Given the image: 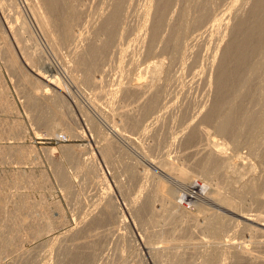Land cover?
<instances>
[{
    "label": "bare ground",
    "instance_id": "bare-ground-1",
    "mask_svg": "<svg viewBox=\"0 0 264 264\" xmlns=\"http://www.w3.org/2000/svg\"><path fill=\"white\" fill-rule=\"evenodd\" d=\"M137 1L24 0L19 8L20 2L0 0V52L5 66L22 82L20 93L26 106L34 110L40 108L36 116L38 122L49 130H54L60 124L68 125L65 114L69 112L62 111L60 106L68 107L66 97L79 107L78 102L71 98L70 89L82 85L100 90L96 92L93 89L96 97L107 95L105 102L110 104H106V109L95 101L91 103V111L107 123V132L90 115L91 112L79 108L77 117V122L80 120L88 125L94 144L93 152L81 159L83 171L92 186L104 189V195L100 194V200L93 202L99 204H96L97 208H91L93 212L87 209L88 214L93 213L84 215L89 219L80 220L82 223L77 229L74 227L75 230L70 233H60L61 237L58 235L55 240L60 245L62 238L75 234L79 241L70 240L71 244L67 245L68 241L63 239L67 244L60 248L70 256H82L67 263L93 264L92 260L99 250L96 248L108 236L123 238L125 228H129L128 220L116 201L114 203L115 199H112L114 193L106 183L108 181L95 159V153L107 157L105 160L112 159L109 155L114 148L118 149L116 151L121 149L117 143L121 141L135 145L144 155L151 147L138 143L139 138H152L160 129L163 132L168 129L170 137H166L167 144H162L167 148L160 151L164 153L158 158L149 155L154 159L145 157V164L150 167L148 169L160 175L153 177L152 174L154 182L148 178L152 184L144 182L150 177H145V174L151 171H145V168L130 160L123 164L121 162L124 171L130 175L129 179L139 183L144 178L142 181L145 185L140 182L139 193L128 197L124 209L132 218V226L139 230L141 246L148 259L157 264H264V0H230L226 3L229 5H225L221 11L219 5L222 0H142L141 6ZM136 4L139 5L137 14L134 9ZM129 16L138 19L137 23L133 22L135 25L131 23L132 18L128 23ZM127 34L132 35H128L129 42L124 41ZM44 46L59 54L65 63L63 72L68 76L65 91L58 85V76L51 73L55 64L42 58ZM62 49L66 50V55L60 53ZM141 55L143 61L139 59ZM113 61L118 66L117 70L112 69L117 72L115 78L113 74L109 76ZM133 69L138 71L135 76L132 75L135 83H131L132 76L129 78ZM107 76L112 78L108 80L110 83L106 82L110 89L104 85ZM186 76H189V81H186ZM200 82L205 85L203 92L206 89L205 94L201 93L205 95L203 99L200 98L201 94L200 101L188 97V85ZM173 85L175 90H182L181 100L177 99L176 93V98L170 96L174 92H170ZM1 97L0 94V103ZM44 109L49 110L47 117L41 113ZM171 115L178 124V131H172L165 125L167 116ZM78 134L83 136L84 131ZM162 134L158 133L160 136ZM157 147V150L160 149ZM7 152L1 150V154ZM111 162L114 164L113 160ZM117 168L115 170L119 172L120 166ZM18 170H14L13 178L18 174L25 175L21 169ZM115 170L113 168V174ZM172 173L177 183L186 190L179 199H194L200 195L195 189H204L202 193L206 205L195 204V214L186 215L179 207L181 202L174 200V196L172 198L173 193L177 192L175 185L165 183L166 180L164 182L161 177ZM115 174L110 176L115 178ZM194 174L204 177L202 185L190 179ZM174 175H171L172 178ZM118 176L113 182L117 192L125 198L128 196L126 181L122 182V178L117 181ZM17 178L20 176L13 180ZM25 182L24 178V185ZM21 196L8 198L16 210L19 207L22 211L21 206L27 208L25 211L31 209ZM9 199L6 201L8 204ZM247 205V208L250 205L253 213H249L248 209L246 212ZM2 206L0 208L4 212L7 207L3 209ZM14 210L12 218L3 216L6 213L2 212V218L7 221L0 224L1 252H15L20 246L23 247L19 241L22 242V232L27 228L35 229V235H40L37 228L45 219L38 218L41 222H37V215L34 218L32 209L30 218L22 216V213L19 216V211V215H15ZM176 223L177 229L185 230L187 243L200 237V233L206 235H203L204 240L201 236V239L198 238L201 241L190 244L193 245L190 252L187 245L189 256L181 253L185 247L181 252L178 249L173 252L169 250L172 245L165 242L166 239L161 240L166 236L161 235L162 232L165 234L169 230L171 233L176 231L173 240H183L180 231L169 228V225ZM158 224L164 227L168 225L169 229L160 226L163 230L158 228L160 232H154V226ZM192 229H197L198 233L200 230V233L196 234ZM47 230L50 231L49 228ZM187 230L189 233H186ZM155 233L161 236L156 246L152 242V238L157 237ZM200 244L201 247H198ZM78 247L82 251L73 252ZM142 248L139 251L141 254ZM28 252L24 255H29ZM139 252L134 254L136 260H132L135 261L133 264H144ZM58 263L67 264L65 260Z\"/></svg>",
    "mask_w": 264,
    "mask_h": 264
},
{
    "label": "rangeland",
    "instance_id": "rangeland-1",
    "mask_svg": "<svg viewBox=\"0 0 264 264\" xmlns=\"http://www.w3.org/2000/svg\"><path fill=\"white\" fill-rule=\"evenodd\" d=\"M14 1H16V3L20 2L21 6H20V4L17 3L19 5V8H21L23 6L21 2H23L24 0H14ZM229 1L230 0H222L220 2V5H219L220 9L219 8L218 9L220 11L222 10V8L225 9L224 7L229 5V4L228 5L226 4ZM140 2L143 3L142 0H139V2L137 1V4H140V6H141L142 4ZM137 4L135 5L136 8H134V9H136L135 11H137L139 9V7H137L139 5H137ZM137 13H138V11L136 12V14ZM134 16L137 18L136 15H134ZM134 16L128 17V20H127L128 23H130L131 18H132V22H131L132 24L137 23L138 19L134 18ZM128 35H130V34H127L124 38L125 42H127L129 39ZM131 36L132 35H130L129 37H131ZM129 48H131V47H129ZM43 50L44 51L42 53V58L44 60H47L51 63L53 62L55 64V69L51 73L58 76V80H59L58 85H59V87L64 88V91H65V89H66L65 83H67L68 76L65 74V72H63V69L65 68V63H64L63 59L59 56V54L54 52L52 49L50 50L46 46H44ZM60 53L63 55H66V50L62 49L60 51ZM136 57H138V56H136ZM139 57H140L139 59H142V61L144 60L142 55ZM4 63H5V60L3 59V56L1 53L0 54V94L2 95V97H1L2 100L0 103V107H1L0 108V180H2V183L0 184V202H1L0 206L3 204L4 206H2V208L4 209L5 207H7V208H5V210H8V211L5 212V210H4V212H3L2 209L0 208L1 209L0 210L1 211L0 212V214H1L0 218H2V215H3L2 212L6 213L3 216L12 218L13 217V210L15 209V206L13 205L14 203L11 202L9 198L12 196L16 197L18 195V197H19V195L20 196L23 195V197L21 196L24 200L23 202H25L26 205L28 204V206L30 205V207H28V208L32 209V211L34 213V218L37 215L36 221L41 222V220H43V218L45 217V219L40 224L42 226H43V224H45V225H44V227H42L40 225L38 227V224H37V227H38L37 229H40V235H35V232H34L35 229H33V228L32 229L31 228L25 229L24 232H22V235H23V239L24 238H26V239L25 240L22 239V242H21V240L19 241V243H22L23 247H21L20 244L18 243L20 248L18 247L19 249H17V251L15 250V252H10L7 250L6 251L2 250V252H1V250H0V264H53V263L59 264L58 263L59 260H65V262L67 263L68 260L80 257L82 255L78 254V255L70 256L69 254L63 253L64 251L60 247L62 245L67 244V243H68L67 245H70L71 242H74L77 240L79 241L80 239L78 237L76 238V235L73 233L68 235L67 237L62 238V242L60 245H59L60 242L58 240H55V239L57 238L58 235H60L58 237H61L62 233H67L66 231H69L68 233H70L72 230H75L74 227H76V229H77L82 223V222L80 223V220L83 221V220L89 219L87 216H84V215L85 214H87L89 216H90V214L92 215L93 213H90V212L91 211L93 212L92 209H95L92 207H94V206L96 207V204L98 203V202L97 203L95 202V204H93V202L96 199L100 200L98 198H100L101 196L104 195V193H102L104 191V189L100 188V186H99L100 190H97L98 187L92 186L91 183L88 181V178H87L88 176L83 171V166H82L83 163H82L81 159L84 158L85 156L90 155L93 152L92 149L94 150V144H93V139H91V137H92L91 132L87 128L88 125H85V122L82 123V121H80V120H79V122H77V117H79L78 116V110H79V108H81V109L83 108L86 111H88V113L91 112L90 115L93 116L94 119H96L97 122H99L100 127L103 128V130L105 132H107L108 131V130H106L108 127L107 123L100 117V115H97L95 112L93 113L91 111V103H92V101H95L98 104L102 105L103 107H105L106 104L109 106L110 105L109 102L108 101L105 102V100L108 96L105 93L106 91H104V94L107 97L106 96H100V97L97 96L96 97L95 93L97 91L99 92L100 90H95L94 88L90 89L89 87L84 86V85H82V87L70 89V96L72 99H74L75 101L78 102L79 107L77 105H75L73 102H70L68 100V98L65 97V100L67 102L68 107L67 106L63 107L61 105L60 108L64 112H66V111L69 112V114L68 113L65 114L66 124H68V125L60 124V126L55 127L54 130H49L44 124L42 125V123L38 122V120H37L36 116L39 115L40 108L38 110H34L33 108L26 106V103L24 102V97H22L21 93H20V89L23 86L22 82L16 77L15 74H13V71L9 67L5 66L6 64H4ZM142 64H144V63H142ZM114 65L112 63L113 67H111L110 70H112L113 68H115L117 70V68H118V66H116L117 62L116 63L114 62ZM38 66H39V64H38ZM128 66H129V64H128ZM116 70L110 71L109 76H111V74H113V76L114 75L118 76ZM129 71L131 72L132 70H129ZM133 71L130 73L129 78H131V76L133 74L135 76V73L138 72L134 69H133ZM113 72H116V74ZM118 74H120V72ZM116 76H114L113 78H115ZM134 76H132L133 80L131 81V83L136 82L134 80ZM106 78H108V79H106ZM106 78H105L106 81H105L104 85H105V87H109L108 89H110L111 86L106 85V82L108 83L110 81L109 79H112V78L111 77L109 78L108 76ZM185 79H186V81H189V76H186ZM187 83H189V82H187ZM191 84L192 83H190L188 85L189 87L187 86L189 89V92L187 91L188 97L190 96V98H193L196 100H199L200 98L203 99V97L205 96L204 94L206 92V89H205V92H203L205 85H203V83H201V82L199 84H196V83H194L192 85ZM174 87H175V85H173V87H172L173 89H170V92H171V90H174V92L172 91L173 94L170 93V96L173 98V97H175V93H176V97L178 96L177 99L181 100L182 96H183L182 90L181 89L175 90ZM176 87H178V86H176ZM93 89L96 92H94ZM108 89L105 88V90H108ZM202 92L204 93L203 95L201 94ZM200 94L202 96L199 98ZM172 95H174V96H172ZM67 96L70 99V96L69 95H67ZM105 108L107 109V107H105ZM65 109H67V110H65ZM41 113L43 116H46V117L48 116V114H50L49 110H47V109H44L43 111L41 110ZM56 117H58V116H56ZM171 117H172V115H171ZM171 117L167 116L168 119L166 118L165 125L170 130L172 128V131H178V129H179L177 126L178 124L176 123V121H174V118L172 117L173 118V120H172ZM166 121L168 124L166 123ZM80 130L84 131L83 136H79L78 132H81ZM164 131H165V129H164ZM127 132L130 133V131H127ZM127 132H126V134H127ZM160 132H161V134L163 133L161 136L158 135V133H160ZM167 132H168V129L165 132L161 131V129H160L155 134V136L152 138H148V139L142 138V140L139 138L138 143L143 144V146L145 145V147H148V146L151 147V148L147 149L148 151L146 150V153L148 155L144 154L145 156L141 154L140 150L135 148L136 147L135 145H134L135 146L134 147L133 144L131 146L130 143H128V142L122 143L121 141L117 142L121 146V149L119 151H116V150H118L116 148L113 149L114 152L113 153L111 152L112 154L110 153V155H109L110 157H112V159L109 158L110 161H109V159L105 160V159H107V157L105 158L103 156L104 157V159H103L102 155L95 153V159L97 160L99 166L101 167L102 171L104 172V174L106 176V180L108 181L106 183H108V185L110 186L109 188L114 193V195H113L114 197H112V199L113 198L115 199V200L113 199L114 203L116 201V204L118 205V207L121 208V210L124 212L123 214L126 217V219L128 220V224H129L128 227L129 228H125L126 232H124L123 238L122 237L114 238V235L112 234L113 236H111V235L108 236L109 238L107 237L104 240L103 244L101 243L100 245H98L99 247H97L96 249L97 250L99 249V250L96 251V255L94 256L96 258H93V260H92V262L94 261L93 264L95 262L98 264V261H100L101 264H103V263L104 264H120V263L123 264L124 262H126V264H133L135 262V261H132V260H136V257H134L135 256L134 254L135 253L137 254L140 251V249L142 248L141 241L139 238V232H138L139 230H136L135 226H132V223H131L132 218L131 217L129 218V215L125 209L127 206L126 203L129 199L128 197H132L135 194L139 193L138 192V190L140 189L139 185H140V182L144 178L139 183H138V181L129 179L130 175H129L128 171H124V169L122 168L123 165H121V162L123 164V163L130 160V162L132 161V162L137 163V165L140 166L142 169L145 168V171H147V172H148V170L151 171V172H149L150 174L149 173H148V175L145 174V177H147L149 175H150V177H147L146 180L144 179V182L148 181L147 182L148 184L149 183L152 184V182H149L148 178H151L152 180L150 179V181L154 182L153 179H155V178H153V177H158L159 173L156 174L154 172V174H153V172H152L153 170L148 169L150 167L146 166V164H145L146 158L145 157H147V159H148V158H150L149 157V155H150L151 157L158 158L162 153H164V152L160 153V151H162L161 149H164V151H165L167 148V145H165L166 146L165 148H164V145H162V144H167L165 142L166 137H170V134ZM135 135L136 134H134L133 136H135ZM135 137H137V135ZM156 143L160 147V149H158V150L156 149V148H158ZM8 147L9 148L11 147V149L8 150L9 149ZM153 147H155V148H153ZM2 149H5V152L8 151L7 153H4V154H7L8 156L1 154ZM154 149H155V151H154ZM243 150L244 149H241L240 151H243ZM13 151H14V153H12ZM118 152H120V153H118ZM227 152H230V151L228 150ZM115 159L117 160V162H115ZM150 159H154V158H150ZM112 160H113L115 165L111 162ZM117 164H119V165L117 166ZM113 165L115 167H113ZM119 166H120V168H119L120 170L118 172L117 167H119ZM16 168L19 170L21 169L20 170V171H22L21 173L25 172L24 176L28 175L29 178L22 176L24 173L22 175L18 174V172H19V170H18V172L16 173L18 175H16V177L20 176V178L22 177L23 180L20 178H17V180H13V179H16V177L13 178V176H15L14 170L17 171ZM113 168H114V170H115V168H117V170L114 171V174L116 173L115 178L110 176V175L114 176V174L112 173ZM12 169H14V170L12 171ZM10 171L13 174L10 175V173H11ZM124 174H126V175H124ZM152 174H153V177H151ZM155 174H156V176H154ZM9 175H10V177H9ZM171 175H174V174L172 173ZM171 175L170 176H168V175L167 176H161V177H162L164 182L166 180L165 183H167V184L171 183L169 185H173V186L175 185L174 187H176L177 192L173 193L172 198L174 196V198H173L174 200L181 202L179 207H180L181 211L186 213V215L188 213H189V215L195 214V212H194L195 209L197 211V207L195 204H197L199 202L202 206L206 202L204 195L202 193V192H205L204 189L201 187L198 188L199 190L195 189V192L200 194L199 195L200 197L197 196L196 198L188 200V201L186 199H179V197L183 193V191L186 192V190H184V188L182 186H180L179 183H177L178 181L175 179L176 178L175 175L173 176L174 178H172ZM117 176H118L117 181H119L121 178H122V182L126 181L125 183L127 185L126 187L128 190V192H127L128 196H125V198H124V195L119 194V192H117V190L115 188V185H114L115 182H113V181H116L115 179L117 178ZM24 178L26 180L25 185L23 183ZM70 179H71V184L69 186ZM190 179H192L193 181H195L199 184L201 183L200 185H202L204 182V180L202 181V179H204V177H201L197 174H194ZM175 180H176V182H175ZM4 181H6V182H4ZM15 182H16V185L14 184ZM144 182L142 181V183H144ZM147 183H146V185L149 186L150 184L148 185ZM21 184H23V185L19 186ZM10 185L11 186L13 185V186L11 187ZM144 185H145V183H144ZM103 187H105V186H103ZM150 187H152V186H150ZM205 190H207V188H205ZM14 193L16 194V196L14 195ZM100 194H102V195L99 196ZM194 195H195V193H194ZM18 197H16V198H18ZM7 198L9 199L10 204L7 203L8 202ZM203 199H204V201H203ZM1 200H3V203ZM4 201L5 202L7 201V202L5 203ZM191 201L192 202L195 201V202L192 203ZM34 205H35V207H33ZM98 205L99 204H97V206ZM21 207H23V208H21L22 211L19 209V207H18V210H16V209L14 210V211H16L14 213L15 215H16V213H17V215H19L18 214L19 212H20L19 216H21V213H22V216H24V217H27V216L29 217V216L33 215V214H31V215L29 214V213H32L31 209H28L29 211L27 210L28 211L27 212V211H25L27 208L25 209L24 206H21ZM245 207H246V212L248 209V211L250 210L249 213H253V210L251 212V209H249L250 205H249V208H247L248 205ZM245 207H243L244 210H245ZM253 207L254 206H252V209L255 210V207L254 208ZM183 208H185V209L187 208V210H185ZM87 209L88 210L91 209L89 214H88ZM189 209H191V210H189ZM96 210H94V211L97 212ZM17 211H19V212H17ZM188 211H190V212H188ZM192 211H193V213H192ZM7 213L9 214L8 216H7ZM23 213H24V215H23ZM196 213H198V212H196ZM25 214H26V216H25ZM80 216H81V219H80ZM48 217L50 219H48ZM85 217H87V218H85ZM38 218H41V220ZM47 219L50 223H48ZM4 221L6 222L7 220H4V218H2L0 220V224L4 223ZM51 222H52V224H51ZM53 223H55V224L53 225ZM48 224H50L51 227L53 225V227L50 228V226ZM159 224H161V223L159 222ZM159 224L156 225L157 229H155L156 226H154L155 227L153 229L154 232L157 231V233H159L160 230L162 231L164 228H167V229L170 228L171 230H173V228H174V230L178 228L177 223H176V225L174 224L175 226L173 225L174 227L172 225H169L171 227H169L168 225H166L164 227L163 224H162V226L160 225L161 228H163V229H160ZM47 225H48V227H47ZM76 225H78V226H76ZM106 227H107V225L104 226L103 228H106ZM42 228H43V230H47L49 228L50 231H48V230L43 231ZM191 228H193V227H191ZM29 229H31V230H29ZM125 229L123 231H125ZM194 229H192V231ZM140 230L143 231V229H140ZM177 230L181 232L179 235L183 238V240L182 239H179V240L174 239L173 240V237L176 235V234H174V232L176 233V231L171 233L169 230V231H165V234H164V232H162L163 234H161L163 236L166 235L165 238L163 239V237H162L161 240L166 239L165 242L170 243V245H172L171 248L169 249L170 251L175 252V250L178 249L177 251L181 252L185 247V250L182 251L181 253L188 255L190 252L189 249H191V247L193 246V245L190 246V244L191 243L193 244L194 243L193 241H195V243H198L199 241H201L199 239L203 238V240H204V237H203L204 234L203 233L201 234L200 230H199V233H200L199 234L197 229H196V231H193V232H195L196 234L198 233L199 236L200 237L202 236V237L201 238L197 237V239H195L196 238L195 237L194 240H192V242L189 241V243H187L185 241L186 240L185 239V236H186L185 232H183L185 230L181 229L180 227ZM41 231H42V233H41ZM166 232H169L172 235H170L169 233H166ZM186 233H189V231ZM24 234L27 236L29 235L28 238H27V236L25 237ZM158 235L159 234L156 235V233H155L154 236H157V237L156 238L154 237V239L152 238V242L155 246H156V244H158L157 242L161 241L160 240L161 236L160 235L158 236ZM177 235H178V233H177ZM240 235H241V233H240ZM32 236H34V238ZM204 236H206V235H204ZM241 236H243V235H241ZM66 238H68V239H66ZM110 238H112V239H110ZM157 238H159V241ZM63 239H64V241H68V242L64 243ZM70 240H71V242H70ZM54 241H55V243H53ZM185 242L187 244H185ZM102 245H103V247H101ZM131 245H132V247H130ZM187 245L189 246V248H187L188 247ZM198 247H201V244ZM100 248H102V249L100 250ZM186 248L188 249L187 251H189V252L186 251ZM129 249H131L132 251ZM24 250L26 252H28L30 250L28 252L29 255H27L28 257L26 255H24L26 252H21ZM76 250H78V251H76ZM80 250L82 251V248H79V247H78V249L75 248L74 251L72 249L73 252H75V251L79 252ZM134 250H135V253L132 254V252ZM185 251L187 253H185ZM98 252L101 255H99ZM139 253H140L139 258L141 261H143L144 264H157V263H153L152 261H150L148 259L147 254L143 250V248H142V254H141V252H139ZM21 256H25V257L22 258ZM83 257L87 258L86 256H83ZM98 257L100 259H101V257L102 258L104 257L103 260L101 259L104 262H101V260H99ZM162 257L164 258L166 256H162ZM194 257H196V255ZM194 259H196V258H194ZM67 264H69V263H67Z\"/></svg>",
    "mask_w": 264,
    "mask_h": 264
}]
</instances>
